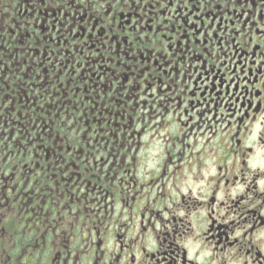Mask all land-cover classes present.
<instances>
[{"label": "flooded vegetation", "instance_id": "af4514ba", "mask_svg": "<svg viewBox=\"0 0 264 264\" xmlns=\"http://www.w3.org/2000/svg\"><path fill=\"white\" fill-rule=\"evenodd\" d=\"M0 264H264V0H0Z\"/></svg>", "mask_w": 264, "mask_h": 264}]
</instances>
